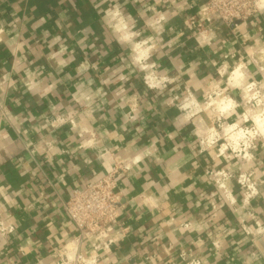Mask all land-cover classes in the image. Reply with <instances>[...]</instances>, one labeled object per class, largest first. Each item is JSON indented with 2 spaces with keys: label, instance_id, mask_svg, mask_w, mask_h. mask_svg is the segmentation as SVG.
Listing matches in <instances>:
<instances>
[{
  "label": "crops",
  "instance_id": "0c3cea01",
  "mask_svg": "<svg viewBox=\"0 0 264 264\" xmlns=\"http://www.w3.org/2000/svg\"><path fill=\"white\" fill-rule=\"evenodd\" d=\"M153 4L155 0H0V98L5 100V104L0 105V121L3 122V126H0V187L7 188L9 198L15 199L19 205V209H0L4 212L5 220L9 218L8 213H12L11 219L19 225L15 234L6 237L0 235V264H59L60 258L55 255L59 245L53 235V228H59L63 204L77 189L74 181L79 185L78 189H82L92 182L93 174L92 166L85 165L79 153L75 156L67 151L63 156L50 153L48 145L53 141L55 146L69 149L76 146L80 137L71 130L70 125L56 130H52L51 126L43 128L46 123L44 117L52 115L51 105H55L58 114L66 113L69 109L83 111L71 99V93L75 91L74 84L89 78L95 81L93 90L103 87L108 93L105 97L108 104L104 112L96 113L97 119L107 115L109 110L119 113L121 97L116 92L120 86L118 76L121 73L116 72V69L121 68L126 73L125 66L130 57L127 45L117 42L118 34L108 24L107 14L118 6L121 16L134 25L133 31L154 35L148 28L153 13L146 8ZM191 4L192 0H187V4L185 0H176L175 5L169 3L160 7L159 10L168 12L169 22L147 61L157 63L161 75L179 79L167 84L162 93L159 89H152L146 96L145 86L140 79L142 72L123 84L128 95L140 93L142 109L146 103H152L159 109L160 115L155 116L143 112L149 117L147 127L153 134H161L164 128L180 131L176 139L177 155L190 152L188 143L196 138L189 133L199 127V121L193 117L185 122V113L178 108V103L169 106L165 104L167 99L172 95L184 98L188 92L197 99L203 97L213 82L224 79L212 61H217V64L223 62L224 53L230 48L232 54L227 57L229 65L241 58L245 62L251 61L247 71L249 81L264 80V60L260 59V47L264 46V18L254 24V17H250L239 22L236 28H229L221 20L213 19L205 24L203 30H199L189 24V19L200 18L204 0H196L195 5L188 7ZM181 7L185 9L182 12L179 11ZM209 31L215 32L214 38L203 48L199 47L197 37ZM180 32L183 35L179 40L170 44L169 41ZM245 35L249 38L245 39ZM256 41H260V44L257 45ZM85 63L88 67L78 72L77 69ZM189 67L192 69L191 74L187 71ZM165 69L168 71L165 72ZM28 72L36 74L34 82L37 86L31 91H27L22 82L26 80ZM8 76L17 82L15 90L10 87V81L5 79ZM53 84L55 88L48 93L46 90ZM173 88L177 91L172 92ZM236 100L240 104L243 93H237ZM237 111L242 112V107ZM30 117L36 119L30 120ZM204 123L206 126L213 125V122L205 120ZM37 127L41 128L39 133L32 131ZM25 130H28V138L33 141L31 147L27 145ZM37 145L43 152L30 155ZM168 147H171V142H168ZM195 151H199L198 145ZM253 151L256 168L264 173V140L258 142ZM49 154L52 155L51 163L47 160ZM204 156L193 157V161L181 171L195 176L203 175L205 168L212 171L215 161L208 157L205 164ZM221 160L218 168L228 163L223 158ZM193 163L199 167L193 169ZM240 163L244 164L243 161ZM159 171L154 168L151 173H145L143 179L133 181V194L141 190V184L146 192L154 191L152 181L159 179ZM60 175H64L67 185L58 184L56 178ZM175 181L179 184L181 178L176 177ZM183 183L186 185L191 181ZM161 184L162 190L171 196L170 208L163 209L154 217L143 208L136 211L132 206H127L125 212L131 211V219L127 216L121 219L126 226H132V231L113 247L109 264L124 256L131 258L125 264H139L140 260L148 257L156 258V264H189L192 258L205 257L208 264H243L244 260L249 261V264H264V233H248L244 230L245 226L255 225V219H244L241 224L239 213L229 209L227 204L220 207L218 198H214L217 204L214 209L209 203L213 189L207 183L197 182L191 202L185 199V193L175 194L169 179L165 178ZM236 187L239 191L240 186ZM260 187L264 189V185ZM198 190L203 192L202 203L201 207L195 208L193 205ZM18 192L19 196L16 195ZM2 199L0 197V201ZM127 201L128 196L123 195L122 204L127 205ZM177 209L183 210L182 216L177 214V220L190 223L194 218L196 223L207 224L208 227L199 236L190 229H186L182 235L175 232L180 226L178 224L161 228L163 220L168 218L167 213L171 211L176 214ZM244 211L264 221V200L254 199ZM227 228H235L236 231L232 235H225L222 229ZM157 230L164 235L158 236ZM169 233H174L179 243H174V236ZM197 239L203 243H193ZM217 239H220L219 248L214 246ZM25 248L27 251H24ZM181 251L188 260L181 262Z\"/></svg>",
  "mask_w": 264,
  "mask_h": 264
},
{
  "label": "clouds",
  "instance_id": "9594fccd",
  "mask_svg": "<svg viewBox=\"0 0 264 264\" xmlns=\"http://www.w3.org/2000/svg\"><path fill=\"white\" fill-rule=\"evenodd\" d=\"M175 5L176 0H155V4L146 6L148 11L153 13L152 22L148 28L154 35H143L142 31H133L134 25L121 16L119 7L115 11L107 14V22L117 33V42L127 45L129 63L125 66V73L121 68H117L116 72L121 74L118 76L120 86L116 92L121 97L119 104V113L115 110H109L107 115L97 119L96 113L104 112L108 101L105 97L108 95L103 87H96L93 90L94 80L89 78L86 81H80L73 85L75 91L71 93V99L81 107L83 111L69 109L66 113L58 114L55 105H51L52 115H45L46 123L42 126L52 130L59 129L64 125H70L71 130L77 132L80 141L75 147L64 149L55 146V141L48 145L51 154L63 156L65 152L75 156L79 153L85 165H91L93 180L87 189V195L82 198H74L71 194L67 201V206L63 213H60L62 220L59 228H53V235L56 237L59 247L55 255L59 259V264H109L112 252L111 245L118 243L124 239L128 233L132 231V226H125L121 219L127 216L131 219V211L125 212L127 206H132L136 211L143 208L148 214L157 216L163 209L170 208L171 196L168 192L162 190L161 182L165 178L172 181L175 194L185 193V199L189 202L193 199V191L197 182L207 183L213 191L209 198V203L215 209L217 207L216 200H220V207L227 204L229 209H235L239 213V222L243 224L244 219H255V225L245 226L244 230L248 233H264V221L256 219L251 212L245 213V209L251 206L254 199L264 200V189L258 185H264V173L257 170L254 161L256 156L253 143L257 137L264 138V80L257 82L249 81L247 71L251 61L245 62L243 58L229 65L227 57L232 54L230 48L224 53L223 62L217 64L212 61V65L216 67L219 75L224 78L220 82H213L210 89L207 90L203 97L197 99L191 92H188L183 100L180 101L178 108L185 113L184 121L191 120L196 117L199 121V127L189 133L196 139L188 143L189 153L177 155L176 139L180 135L179 130H168L164 128L161 134H153L148 129L147 124L149 117L143 115L144 111L155 115H160L159 109L152 103H146L141 108L139 101L141 95L135 92L128 95L123 84L133 76L143 73L140 77L144 87V95L149 90L159 89L162 93L167 84L174 83L175 79H170L167 75H161L158 72L159 65L155 62L147 63L156 45L160 42L161 34L165 31V27L169 22V14L167 11L159 10L165 4ZM196 0H192L191 7L195 5ZM187 4V0H185ZM203 7V6H201ZM245 7L247 14L254 17L253 23H257L264 18V0H247ZM181 7L179 11H184ZM178 13H173L176 15ZM130 20V18H129ZM172 31V29H169ZM183 32L169 41L170 44L176 43ZM215 36V32L209 31L202 33L197 37L199 47L203 48ZM140 37V39H137ZM249 37L245 35V39ZM257 45L260 41H256ZM64 51V49H61ZM260 59L264 60V46L260 47ZM63 64V61H61ZM88 65L85 63L77 69L78 72L85 70ZM97 67V65H92ZM165 72L168 70L165 69ZM188 74H191V67L188 68ZM36 74L26 73V80L22 81L27 91H31L37 85L34 82ZM10 81V87L16 89V81L11 80L10 76L5 77ZM104 83H108L104 81ZM224 85L221 87V85ZM259 84V87H258ZM55 85H50L46 90L51 93ZM172 92L177 89L173 88ZM158 93V94H160ZM243 93V100L246 105L252 107L247 108L243 112H238L240 104L236 100V94ZM180 100L179 95H172L165 101V104L172 105L175 101ZM5 104L4 98H0V105ZM201 112L207 113L208 117L213 120L212 126H206L203 117L199 116ZM235 117V119H232ZM36 119V117H30ZM231 120V123L229 121ZM219 125L220 131L216 125ZM0 126L3 122L0 121ZM18 131V130H17ZM32 131L39 133L40 127L33 128ZM24 136L28 138V130L24 131ZM147 137V139H145ZM223 141V142H221ZM171 142V147H168ZM33 141L28 138L27 145L31 147ZM199 146V151L195 149ZM43 149L37 145L30 154L35 156L36 153H42ZM207 153V156L204 154ZM47 156L49 163L52 161V155ZM195 156H204V162L207 164L208 157L215 161L212 171L204 169V174L195 176L187 171H181L193 161ZM223 161H227V165L223 168L218 166ZM235 160L236 163H232ZM240 161L246 163L241 164ZM166 165V166H165ZM193 169L199 167L198 164H192ZM160 169L157 173L159 179L152 181V187L155 189L151 192L144 190L141 184V190L133 194L131 187L133 181L143 179L145 173H151L152 170ZM218 168V170H216ZM239 172V175L236 173ZM180 177L181 182L176 184L175 178ZM58 184L67 185L64 175L57 178ZM190 180L191 183L184 184L183 181ZM237 185L240 186L237 191ZM74 187L77 189L79 185L74 181ZM171 190V189H169ZM118 194H114L117 193ZM17 196L20 193H16ZM127 195V205L119 208L114 207L119 203L121 196ZM203 192H196V201L193 205L195 208L201 207ZM243 197L242 202L240 197ZM0 209L16 208L19 205L15 199L8 196V189L0 187ZM208 205H204L207 207ZM47 207V205H45ZM258 210L254 209L253 211ZM59 211V210H58ZM177 214L183 215L182 209H177V213L171 211L167 213L168 218L163 220L161 228L172 224L180 225L175 232L181 235L186 229H190L197 233H201L208 227L207 224L196 223L194 218L190 223H183L177 220ZM12 213H8V219L0 221V232L15 234L19 226L11 219ZM139 219V217H137ZM142 231V229H140ZM225 235L235 233V228L222 229ZM157 235L162 237L164 234L157 230ZM174 243H179L178 237L174 233ZM196 244H202L203 241L197 239L193 241ZM31 244V241H28ZM214 246L220 247V239L214 242ZM181 248L183 245L181 244ZM27 251V248L24 249ZM131 259L124 256L114 261L113 264H125V261ZM181 262L188 260L184 252L180 253ZM139 264H156V258L148 257L139 261ZM189 264H208L207 258H192ZM243 264H249L244 260Z\"/></svg>",
  "mask_w": 264,
  "mask_h": 264
},
{
  "label": "built area",
  "instance_id": "2783aa9c",
  "mask_svg": "<svg viewBox=\"0 0 264 264\" xmlns=\"http://www.w3.org/2000/svg\"><path fill=\"white\" fill-rule=\"evenodd\" d=\"M247 0H204V4L201 10L200 18H190L189 24L199 30H203L206 23H210L213 21V19H219L221 20L227 27L229 28H236L237 24L239 22H244L248 20L250 17L247 14L248 10L245 7ZM264 72V71H263ZM264 79V77H263ZM257 82H260L262 80H255ZM259 87V84H258ZM262 92H264V89H260ZM184 98H180V100L175 101L176 103H180L181 100ZM240 107H242L243 111H245L247 108L252 107L251 105H246L244 100L241 101ZM65 126V125H64ZM218 128L219 125L217 124ZM264 140V138L257 137L256 140L253 142L255 144V147L258 142ZM254 149L250 150L253 151ZM246 163L245 161H243ZM239 175V172L236 173ZM91 183L86 184V186L82 189H75L72 192V196L74 198H82L83 196L87 195V189L90 187ZM260 187V185H258ZM114 194H118L114 193ZM123 200V196H121L119 203H116L114 207L119 208L121 207ZM243 200V197H242ZM67 206V202L63 204V207ZM5 220L4 218V212L0 211V221ZM126 226V225H125ZM0 235L3 237H6L8 235H11V233L6 232H0ZM123 239H121L118 243H114L111 245V248L115 245H118Z\"/></svg>",
  "mask_w": 264,
  "mask_h": 264
},
{
  "label": "rangeland",
  "instance_id": "374dc122",
  "mask_svg": "<svg viewBox=\"0 0 264 264\" xmlns=\"http://www.w3.org/2000/svg\"><path fill=\"white\" fill-rule=\"evenodd\" d=\"M242 112H243V111H242ZM199 116L203 117V119H204L205 121H208L209 123H212V122H213V120L210 119V118L208 117L207 113H205V112H201V113L199 114ZM216 127H217V130L220 131V129L218 128L217 125H216ZM221 142H223V141H221Z\"/></svg>",
  "mask_w": 264,
  "mask_h": 264
}]
</instances>
